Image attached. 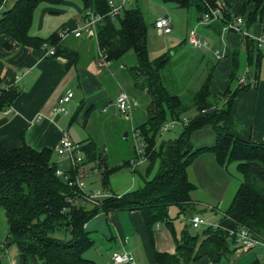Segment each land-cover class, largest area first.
<instances>
[{
    "label": "trees",
    "instance_id": "1",
    "mask_svg": "<svg viewBox=\"0 0 264 264\" xmlns=\"http://www.w3.org/2000/svg\"><path fill=\"white\" fill-rule=\"evenodd\" d=\"M62 1L0 0V35L6 34L33 48L53 47L54 53L50 56L65 55L67 50L58 35L62 29L47 37L29 32L34 10L41 2L59 4ZM81 1L83 18L88 9L103 15L93 33L98 50L109 63L103 68L122 65V72L130 79L134 90L149 98L145 105L146 118L135 129L140 131L146 144L148 173L156 163L157 168L151 178H144L141 187L120 196L104 197L93 210L86 212L83 204L71 205L70 189L55 174L60 165L53 159L52 149L43 147L37 150L23 140L14 149H6L0 143V206L9 225L8 235L0 243V255L7 246L14 244L23 257L32 256L40 264H95L83 255V250L91 243L84 229L88 219L99 210H139L150 232L157 222L171 226L168 217L170 205L179 206L181 214H192L190 192L195 185L189 180L186 169L203 154H211L220 166L236 163L241 180L223 213L236 224V229L230 233L218 225H207L201 232H190L186 228L176 243L174 253L155 252L157 263L188 264L204 256L217 262L234 252V232L240 227L247 228L264 242V143L235 138L227 126L232 98L237 91L249 88L251 81L239 83L237 80L235 87L215 95L210 90L211 72H208L197 90L185 98L179 92V83L171 71L172 54L166 52L150 59L148 24L138 7H124L111 17L106 15L109 0ZM163 1L183 8L193 7L197 11V19L208 12L205 0ZM210 1L214 7L217 6L216 0ZM249 2L253 9L244 17L246 23L259 21L264 24V0ZM229 19L231 17L223 7L221 21L224 23ZM244 45L252 63L251 78L255 80L262 51L256 49L251 39H244ZM233 65L232 81L237 66L235 58ZM17 94L18 90L13 86H0V111L8 108ZM190 107L197 110V115L186 124L181 122L182 129L176 137L158 142L161 126L167 120L179 121ZM208 125L215 134L213 143L194 146L192 133ZM80 144L85 163L102 166L103 184L108 182L113 172L124 166L107 165L104 146L93 140ZM57 233H68L69 239H62Z\"/></svg>",
    "mask_w": 264,
    "mask_h": 264
},
{
    "label": "crops",
    "instance_id": "2",
    "mask_svg": "<svg viewBox=\"0 0 264 264\" xmlns=\"http://www.w3.org/2000/svg\"><path fill=\"white\" fill-rule=\"evenodd\" d=\"M163 2L166 3L164 5L169 13L165 16L170 19L172 28L169 33L164 35L173 33V23L177 25L179 21L178 13H180L182 21L185 20L186 24L190 23V26L196 21L198 14L193 7L183 8L172 2ZM217 2L226 8L231 18L238 15L246 17V14L253 9V4L249 0H216ZM41 3L34 10L29 29L30 34L47 37L53 32L67 28L69 30L68 36L61 39V43L67 52L65 55L50 56L46 54V50L53 47L33 48L16 42L6 34L0 35V86L4 88L13 86L18 90V94L10 106L0 111V143L6 149L19 147L22 140L37 150L43 147L50 148L53 151V159L62 168L68 170L69 165L66 160H60L54 151L61 130L67 129L69 131L72 122L81 120L84 136L79 141L72 140L82 144L92 141L93 139L88 133L89 127H93V120H96L92 110L97 106L99 111H105L108 104L114 103L116 80L106 78L103 67L98 65V47L93 34L82 31L79 36L73 35V30L82 26V1L64 0L54 5ZM125 7H138V0H133ZM146 23L149 29L150 25L147 21ZM243 27L252 34H259L263 28V23L255 21L247 24L244 19ZM154 29L157 31L155 27ZM199 32L206 41L205 46L193 48L184 38L180 42L179 48L173 51H180V56L191 53L198 60L199 66L205 60L215 61L211 67L209 85L213 94H223L229 87H235L236 84L232 85L234 81L230 80V73L234 67L233 58L237 62L235 81L244 74L245 81H247V75L252 76V63H250L240 33L229 30L221 20H213L202 25ZM187 45L190 47L189 50L184 49ZM216 48L220 50L219 58L214 54ZM261 51L262 56L259 60L257 77L255 80L250 78L252 84L250 83L249 88L239 90L234 95L227 119L228 130L233 137L255 143H264V49ZM241 55L244 56L242 67L239 58ZM119 68L120 77L126 76L122 72V65ZM129 83L134 94L143 95L145 100L147 99L146 94L134 90L130 79ZM75 86L79 88L77 94L74 90ZM68 90L72 91L73 96L64 105L68 109L67 114L53 112V107L56 106L58 99ZM130 101L131 113L125 117L131 122V128L132 125L142 123L146 114L144 104L140 109L141 114H139L142 119L139 123H135L133 113L141 103L143 104V101L136 108V103L134 104L131 97ZM70 103L74 105L69 108ZM83 108L84 111L81 112ZM113 109L119 114L116 107ZM89 122L92 124L89 125ZM126 134L129 136L128 130ZM161 136L158 142L172 139H161ZM213 141L209 144H212ZM96 143L100 145L98 142ZM102 146H104L108 156L107 165H113L115 160L109 154V147L106 143ZM121 152L122 150L119 151L117 148L115 152L113 151V156L119 160L126 154V152L124 154ZM100 167L102 171V166ZM147 167V161L135 168L120 167L109 176L106 184L102 183L100 171L98 174L87 177L85 192L99 189L110 196H120L135 190L143 185L144 178L152 177L156 171L157 163L149 173ZM227 167L228 165L220 166L213 156L209 155L199 156L193 160L186 169L189 180L195 185V188L190 192V202L193 205L192 214H181L179 206L170 205L168 217L171 226L164 222H157L150 232L146 228L139 210H99L85 223L84 229L91 243L83 250L84 257L92 260L95 264H115L111 261V254L120 252L132 255L133 263L119 264H159L156 261L155 252L174 253L176 243L186 228L190 232H197L201 227L218 225L228 231L235 230L236 224L228 217H224L223 214L233 195L227 205L220 207L221 197L229 184L226 176L228 174ZM198 189H202L205 195L198 197L195 194ZM193 215L205 218V223L197 229H192L190 225V217ZM8 232L9 225L4 209L0 206V243L5 240ZM234 246L235 250L232 254L217 262H212L204 256L188 264H264V246L258 245L251 249H242L236 244ZM0 264L40 263L32 256L23 257L18 247L12 244L3 250L0 255Z\"/></svg>",
    "mask_w": 264,
    "mask_h": 264
},
{
    "label": "rangeland",
    "instance_id": "3",
    "mask_svg": "<svg viewBox=\"0 0 264 264\" xmlns=\"http://www.w3.org/2000/svg\"><path fill=\"white\" fill-rule=\"evenodd\" d=\"M43 5L50 4V3H41ZM165 2L162 0H138V8L141 11L142 15L145 17L146 21L149 23L150 27L148 29V55L150 59H155L166 52H170L172 54L170 62L172 64L171 71L173 73V77L176 78L179 83L180 89L179 92L182 93L185 98L191 96L196 90L198 85L201 83L202 79L207 75L208 72L211 71V67L214 65L215 61L209 59L205 60L201 66L198 65V60L192 56L191 53H187L183 56H180V51H173L179 48L180 42L186 38L187 32L191 27L197 26V20L191 24H186L185 20L182 21L180 17V13H178V23L174 25L173 23V33L171 35H160L153 27L154 22L157 19L165 17V15H169L165 5ZM54 5V4H52ZM41 6V5H40ZM39 6V8H40ZM37 14V11H35ZM115 24L118 23L115 21ZM198 29L201 28V25L197 26ZM63 45V44H62ZM184 49L189 50L190 47L187 45ZM196 53V51H193ZM198 53V52H197ZM182 55V54H181ZM209 57V56H208ZM241 67L243 65L242 60L244 62V56L241 55ZM215 60V59H214ZM251 66V65H250ZM117 68V69H115ZM106 78L109 77L110 79L116 80L114 84V94L115 96L120 92L123 91L128 94L129 98L131 97L132 101L134 102L135 108L141 101L139 108L135 109L134 111V121L135 123H139L141 121V114L142 106L147 104L149 98L145 100L143 95H136L134 91L131 90L129 79L127 76L120 77V68L118 66H111L109 68H103ZM251 76L247 75V81H250ZM237 80L233 82L232 85L236 84ZM113 88V87H112ZM74 90L77 94L79 92L78 87H74ZM74 104L70 103L69 108L72 107ZM115 107L114 103L108 104L107 110L99 111L98 107L96 106L92 110V114L96 117V120H93V127H89L88 133L91 139L95 142H98L100 145L104 143L107 144L109 147V154L112 156V159L115 161L112 163L114 164H122V167H129L130 161L134 157V150H133V140H132V131L135 129L136 125H131V122L122 114H119L113 109ZM67 108V107H66ZM68 111V109H67ZM84 111V108L81 112ZM81 114V113H80ZM71 115V113H70ZM197 115V110L194 107H190L187 109L183 115L179 117L180 123L175 125L169 131L164 132L161 136V139L164 138H174L176 137L181 129L182 123L186 124L189 120L194 118ZM81 116V115H80ZM91 121V119H90ZM182 122V123H181ZM92 124L89 122V125ZM128 130L130 133L129 136H124V133ZM69 134L71 135L72 139L75 141H79L84 136V130L81 126V120H77L71 123L69 127ZM131 135V136H130ZM214 131L211 126H204L191 135V141L194 146H200L203 144H209L214 139ZM119 151L122 150L121 154H124L123 157L119 158V160L113 156V151L115 152L116 149ZM125 150V151H123ZM131 150V151H130ZM106 151V150H105ZM120 154V155H121ZM212 156L211 154H203L202 156ZM117 159V160H116ZM131 167V166H130ZM228 174L226 175L229 184L227 185V190L221 197V208L228 204L230 198L232 197L233 193L235 192L236 188L239 185L241 180L240 174L237 172L236 163L232 162L228 164L227 167ZM225 174V173H224ZM199 195H205L202 189H198L196 193ZM205 216V215H203ZM183 218V217H181ZM205 220V218H203ZM205 227H201L198 229L197 232H201ZM197 229V228H196ZM60 238L69 239V234L66 233H57L56 234Z\"/></svg>",
    "mask_w": 264,
    "mask_h": 264
},
{
    "label": "built area",
    "instance_id": "4",
    "mask_svg": "<svg viewBox=\"0 0 264 264\" xmlns=\"http://www.w3.org/2000/svg\"><path fill=\"white\" fill-rule=\"evenodd\" d=\"M133 0H109V10L106 15L111 17L116 16L121 10ZM214 11L208 9V12H205L197 20L198 25L207 24L213 20L222 19V10L223 5L217 2V6L214 7ZM85 17L83 18L82 26L73 30L74 36H79L81 32H87L93 34L95 31L96 23L103 17L101 14H96L92 10L88 9L84 12ZM262 19H264V14ZM224 25L231 31H235L241 34L243 40L248 38L254 42V45L259 49H264V24L261 32L259 34H252L248 32L244 27V17L235 16L224 22ZM197 26L191 27L187 32V42L193 48H201L205 46L206 41L203 39L202 35L199 32ZM154 27L160 34H166L171 31L170 19L165 16L160 19H157L154 22ZM69 30L67 28L62 29L58 35L60 39L68 36ZM46 49V46L44 47ZM54 49L46 50V54H53ZM214 54L217 58L220 57V50L216 48ZM97 63L102 67H107L109 65L106 61L104 54L98 50L97 52ZM245 74L238 79L239 83L245 82ZM2 87V86H1ZM4 88V87H3ZM72 91H67L63 96H61L56 106L53 107V112H59L62 114H67V109L64 106L66 102L70 101L72 98ZM114 104L118 112L124 116H128L131 113L132 105L130 98L127 93L120 91L115 99ZM180 123V121L171 119L167 120L160 129V134L169 131L175 125ZM132 140H133V150L134 157L130 161L131 168H135L139 164H142L146 161L145 156V141L139 130L134 129L132 131ZM54 151L60 160H66L69 165V169L65 170L59 166L55 170L56 176L60 177L61 180L67 185L70 189L72 195L70 196V203L72 206L76 207L81 202V204L91 203L97 205L100 200L104 197L110 196L109 194L102 192V190L96 189L91 192H85V180L87 177L98 174L101 171V167L90 165L85 163V156L82 150V145L79 142L72 140L69 131L67 129H62L60 137L57 144L54 147ZM205 220L199 215H193L190 217V225L192 228H197L200 225L204 224ZM233 233V231H230ZM236 245L242 249H251L258 245L264 246V242L257 238L252 232H250L245 227H240L236 232ZM111 261L115 264L119 263H133V256L128 253L113 252L111 254Z\"/></svg>",
    "mask_w": 264,
    "mask_h": 264
},
{
    "label": "water",
    "instance_id": "5",
    "mask_svg": "<svg viewBox=\"0 0 264 264\" xmlns=\"http://www.w3.org/2000/svg\"><path fill=\"white\" fill-rule=\"evenodd\" d=\"M206 1V4H207V7L211 10V11H214V6L212 5L211 1L210 0H205ZM126 132L124 133V136H126ZM95 208V205L91 204V203H85L84 204V211L86 212H89L91 210H93Z\"/></svg>",
    "mask_w": 264,
    "mask_h": 264
}]
</instances>
